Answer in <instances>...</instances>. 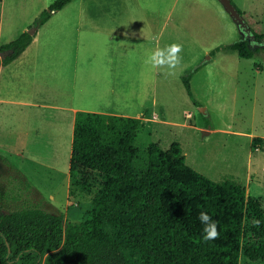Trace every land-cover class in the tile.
I'll return each instance as SVG.
<instances>
[{"label": "rangeland", "instance_id": "obj_1", "mask_svg": "<svg viewBox=\"0 0 264 264\" xmlns=\"http://www.w3.org/2000/svg\"><path fill=\"white\" fill-rule=\"evenodd\" d=\"M231 2L243 12H251L264 27V0ZM31 9L18 8L23 14L16 20L5 13L0 22L3 39L4 35L13 37L27 23ZM113 11L130 18L126 32L135 39L112 44L99 38L90 40L84 51L86 62L97 70L87 72L83 79L90 86L74 100L92 104L93 97L96 103L89 106L93 110L113 106L129 118L140 119L135 148L144 151L155 143L168 150L177 143L188 166L212 181L241 185L245 195L259 201L264 211V143L251 147L252 138H264L262 45L254 42L252 48L258 51L251 59L240 58L228 48L244 35L218 0H138L135 6L122 3ZM27 26L26 32L35 30L32 21ZM172 44L180 46L178 62H146L157 50L167 54ZM102 56L109 61H102ZM107 63L113 64L109 74L119 93L113 104L104 85L108 72L99 69ZM12 73L4 70L3 76ZM188 74L192 98L183 84ZM8 82L11 86L4 87L3 93L14 101L15 80ZM17 108L15 104L0 105V212L38 207L63 216L64 225L85 220L102 180L91 174L84 187L80 174L71 184L69 139L73 128L69 116L64 113L54 119L51 111L40 110L49 118H38L36 113L37 118L28 119ZM244 228L243 245L257 242L253 220L246 218ZM240 264L264 262L241 256Z\"/></svg>", "mask_w": 264, "mask_h": 264}, {"label": "trees", "instance_id": "obj_2", "mask_svg": "<svg viewBox=\"0 0 264 264\" xmlns=\"http://www.w3.org/2000/svg\"><path fill=\"white\" fill-rule=\"evenodd\" d=\"M71 1L55 0L34 20L35 30ZM250 30L264 50V35ZM33 35L24 31L1 45L0 53H12L0 65L18 58ZM229 49L243 59L258 51L245 37ZM189 80L190 74L183 77L192 98ZM140 127L138 118L77 113L70 182L73 185L80 174L84 187L91 174L102 180L86 219L64 225L63 216L38 207L0 212V264H240L241 256L264 262L260 202L233 181H212L195 171L177 143L168 150L155 143L144 151L135 148ZM262 143L264 138L254 137L251 147ZM200 211L217 222L219 235L214 239L203 238ZM246 218L260 223L253 222L258 241L243 245Z\"/></svg>", "mask_w": 264, "mask_h": 264}, {"label": "crops", "instance_id": "obj_3", "mask_svg": "<svg viewBox=\"0 0 264 264\" xmlns=\"http://www.w3.org/2000/svg\"><path fill=\"white\" fill-rule=\"evenodd\" d=\"M54 1L0 0V22L6 12L9 13L11 20H16L23 14L22 11L20 13L17 11L18 8H32L27 17V23L15 31L13 37L6 39L7 35H4L3 39L0 26V46L12 42L29 29L27 25L31 21L33 24L39 14L44 11L43 8L49 7ZM137 2L138 0H72L60 11L54 13L41 27L34 30L31 43L18 58L4 67L0 65V105L15 104L21 116L24 117L26 113L28 119L39 118V116L44 119L49 118L48 115L42 114L44 110L51 111L54 119L61 118L62 114L66 113L70 118V129L73 128L75 115L79 112L104 117L129 118L130 115L124 112L119 113L118 108L114 109L113 106L111 110L107 107H102L103 110L89 108L96 103L93 97L90 100L92 104L86 101L80 103L74 98L84 93L86 87L90 86L88 80L83 79L87 72L97 70L95 66L88 65L86 62L84 51L90 40L99 38L107 44H112L124 39H135V36H130L126 32L130 18H127V15L115 14L113 9L122 3L127 7L135 6ZM236 8L238 9L237 6ZM238 10L249 28L253 27L259 36L264 35V27L253 18L251 12ZM135 20L131 15V21ZM253 23L257 25L254 26ZM104 60L109 61L108 56H102V61ZM112 67L113 64L107 63L105 66H99V69L105 73L108 72L104 85L107 86L108 99L113 104L114 100L119 98V93L114 88L115 80L111 78L112 74H109L112 72ZM4 70L6 73L10 71L13 73L3 76ZM11 79L15 80L16 86L14 101L3 93L4 87L11 86L8 82ZM60 96L63 98L58 99ZM40 110L43 111L40 112ZM54 112L58 113V116H55ZM36 113L39 114L37 117ZM71 142L72 136L69 139L70 147Z\"/></svg>", "mask_w": 264, "mask_h": 264}, {"label": "clouds", "instance_id": "obj_4", "mask_svg": "<svg viewBox=\"0 0 264 264\" xmlns=\"http://www.w3.org/2000/svg\"><path fill=\"white\" fill-rule=\"evenodd\" d=\"M180 50V46L172 44L168 46L167 54L164 50H157L152 52L148 57L146 62H153L156 64H164L167 61L178 62L179 57L176 55ZM201 224L203 225V238L205 240L214 239L219 235L217 232V222L211 218L208 212L200 211L198 216ZM256 224H259V220L253 221Z\"/></svg>", "mask_w": 264, "mask_h": 264}, {"label": "water", "instance_id": "obj_5", "mask_svg": "<svg viewBox=\"0 0 264 264\" xmlns=\"http://www.w3.org/2000/svg\"><path fill=\"white\" fill-rule=\"evenodd\" d=\"M218 1L222 4L225 11L229 14V16L233 19V21L238 24L239 31L244 35V37L246 39L249 40V43L252 46L255 42L254 36L251 33V30H250L248 24L243 19L241 14L238 12L235 5L232 4L231 0H218ZM33 32H34V30L30 31L29 34L32 35ZM11 53H12L11 50L0 53V59L3 60L6 56H8ZM203 111L204 110H200V112H202V113H203Z\"/></svg>", "mask_w": 264, "mask_h": 264}]
</instances>
